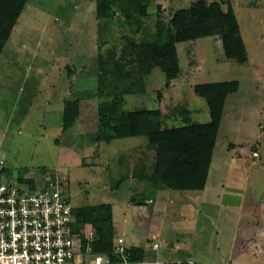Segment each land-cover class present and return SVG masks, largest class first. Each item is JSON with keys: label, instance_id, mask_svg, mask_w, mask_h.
<instances>
[{"label": "rangeland", "instance_id": "374dc122", "mask_svg": "<svg viewBox=\"0 0 264 264\" xmlns=\"http://www.w3.org/2000/svg\"><path fill=\"white\" fill-rule=\"evenodd\" d=\"M193 1L144 0L148 14L138 16L139 26L123 11L99 18L96 0H0V32L7 36L0 56V158L26 176L59 171L78 221L82 206L111 203L116 236L164 254L163 264H191L190 258L192 264H264V0H221L225 9L233 6L240 33L179 42L176 78L168 81L156 66L144 91L96 92L100 54L110 58L115 51L124 61L127 36L140 42L168 33L175 11ZM5 60L16 61L8 62L12 77ZM232 79L240 88L225 104L208 193L154 185L156 149L145 135L98 140L101 117L113 106L146 107L165 126L186 124L188 116L206 122L210 109L195 86ZM77 98L80 113L64 130L65 101ZM85 227L95 238V229Z\"/></svg>", "mask_w": 264, "mask_h": 264}, {"label": "trees", "instance_id": "16d2710c", "mask_svg": "<svg viewBox=\"0 0 264 264\" xmlns=\"http://www.w3.org/2000/svg\"><path fill=\"white\" fill-rule=\"evenodd\" d=\"M97 15L106 18L113 13L126 12L131 24L142 21L139 15L148 14L144 0H96ZM117 7V8H114ZM117 9V10H116ZM173 30L162 33L159 30L154 39L144 38L136 41L127 36L129 45L124 49V61L116 58L111 51L110 58L99 55V75L96 92L98 95L136 93L146 89L145 77L154 67L159 66L170 81L180 73L177 44L195 40L199 37L240 33V24L234 8L228 4L223 7L221 0H194L189 6L179 8L171 19ZM7 36L0 32V55L6 44ZM133 64L132 68L125 65ZM240 81L202 82L195 86L199 96L206 99L210 109V119L206 122L191 120L176 126H165L161 117L150 114L148 108L117 110L101 117L98 140L110 141L115 138L145 135L150 145L156 149V168L150 176L154 185L185 191L203 190L206 187L214 150L224 115L228 96L238 91ZM79 99L65 101L63 129L72 126L78 117ZM108 110L106 107L100 108ZM9 170L11 168L9 167ZM81 223H90L95 229V238L89 242L84 238V248L91 246L94 254H108L119 261L116 255V234L113 227V205L111 203L88 204L81 208ZM125 255L133 262L146 261L155 252L142 246H126Z\"/></svg>", "mask_w": 264, "mask_h": 264}, {"label": "built area", "instance_id": "2783aa9c", "mask_svg": "<svg viewBox=\"0 0 264 264\" xmlns=\"http://www.w3.org/2000/svg\"><path fill=\"white\" fill-rule=\"evenodd\" d=\"M67 182L59 171L26 176L0 158V264H136L118 238L116 255L86 259ZM155 242L154 247H159ZM80 256V258H79ZM147 263V262H143ZM235 264H240L236 262Z\"/></svg>", "mask_w": 264, "mask_h": 264}, {"label": "crops", "instance_id": "0c3cea01", "mask_svg": "<svg viewBox=\"0 0 264 264\" xmlns=\"http://www.w3.org/2000/svg\"><path fill=\"white\" fill-rule=\"evenodd\" d=\"M7 41V40H6ZM3 51V50H2ZM1 56V55H0ZM6 61V63H8L9 61H14V60H5ZM14 62H16V61H14ZM14 62H12V63H8L7 65H6V67H9V71H7L6 72V76H8V77H12L13 76V74L15 75V72L16 71H14L13 70V68L11 67L12 66V64L14 63ZM65 109V108H64ZM63 115H64V112H63ZM208 121V120H207ZM63 124V123H62ZM212 165V164H211ZM9 166V165H8ZM10 167V166H9ZM11 168V167H10ZM211 168V167H210ZM209 177V176H208ZM208 189H209V187H208V180H207V184H206V187L203 189V191H206V193H208ZM87 224V223H86ZM86 224H83L82 223V226L79 228L80 230H81V232H82V235H83V237L85 238V239H87V241L89 240V242H90V240L91 239H89L90 237H89V235L90 234H92V230H91V232H90V234L88 233V231L89 230H87L86 229V227H85V225ZM88 225H90V229H92V225L90 224V223H88ZM119 237H123V235H121V234H118V236H117V238H116V240H115V242H116V244H117V242H118V238ZM124 238V237H123ZM125 239V238H124ZM125 245L126 246H140V245H136V244H128L127 243V241H126V239H125ZM155 250H157L158 248H160V245H159V247H153ZM85 250H87L86 251V253H87V255L88 254H90L91 253V250H92V248H91V246H89V245H87L86 246V248H84ZM147 249V248H146ZM155 252V251H154ZM94 255V254H93ZM162 256H164V254L162 255V254H160V253H157V252H155V256L154 257H151V258H148L146 261H140V262H137L136 264H163L166 260H163V257ZM177 259V261L176 262H189V260H191L189 263H194V262H192L193 260L190 258L189 260L187 259V258H179V257H177L176 258ZM143 262H147V263H143Z\"/></svg>", "mask_w": 264, "mask_h": 264}]
</instances>
